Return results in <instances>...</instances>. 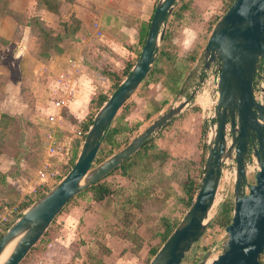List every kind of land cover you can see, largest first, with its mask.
<instances>
[{
    "label": "rangeland",
    "instance_id": "obj_1",
    "mask_svg": "<svg viewBox=\"0 0 264 264\" xmlns=\"http://www.w3.org/2000/svg\"><path fill=\"white\" fill-rule=\"evenodd\" d=\"M228 1L188 0L190 6L188 10L182 12L181 21H178L181 18L172 21L169 18L170 15L168 16L169 31L166 39L160 42L158 49L163 47L173 57L170 60L160 57L155 65L156 71L145 81H141L136 90L125 100L123 104L125 107L122 105L117 111V117L126 121L129 127L134 125V121H139L138 126L130 133L117 136V141L121 143L126 141L120 148L143 131L159 114L173 106L174 98H188L192 87L201 79L199 74L201 52L209 33L208 29H211L215 18L222 14ZM20 2L21 0L18 3ZM12 3L20 7L15 0H12ZM80 3L85 5L81 6ZM78 4L80 8L91 13L87 18L89 24L96 11L95 7H100L102 1L78 0ZM6 7H8L6 1H0V17L7 15ZM80 13L82 18L84 14L82 11ZM32 15H34L33 12L28 11L18 14L19 30L23 27L22 23ZM106 18L108 17L104 14L101 22L104 28L103 35L96 38L92 44L84 43L86 38L83 33L86 27L82 26L80 31V44L84 46L82 59H86L94 52L93 55L97 56L94 59L97 61L96 67L117 69L121 64V57H117L109 48L110 46L103 43L104 36L111 37L114 34L116 30L114 24L117 22H110ZM32 26L30 31L38 34L36 27ZM37 46H39L38 43L35 44V47ZM2 50H4V42L0 38V56H2ZM191 57H194L192 61ZM2 67L6 66L0 64V98L4 73H6ZM97 77L92 96L98 92H110V83L107 79L102 75ZM173 82H178L175 92L171 89ZM50 83L51 80L47 77H44L42 81L36 79L22 81L24 90L20 93L26 107L19 114H12L24 120L6 121L5 129L0 130V171H17L20 178L19 182L12 181L13 191L11 192L15 198L12 199V194H5V201L0 204V214L12 206L20 209L28 190L20 187H27L29 182L33 183L36 171L44 159L45 132L55 125L46 121L49 102L53 100L52 96L47 94ZM26 85L33 87L29 93H27ZM206 90L203 92H207V95L202 93L199 98H196L203 105H210L212 99L208 96L209 90ZM163 98L167 101L160 103ZM196 104L197 102L191 99L189 105L178 117L176 116L169 125L163 126L152 134L151 147L144 151L145 153L137 157L131 155V161H137L136 164H139L137 173L141 174L144 171L152 182L149 183L143 195L138 196L131 203H122L119 193L122 189H131L134 182L118 173L105 177L103 182L113 190L111 195L98 202L91 198V192L82 193L79 199L80 210L71 212L74 203L78 200L74 198L49 224L48 241L38 243L35 250L24 257L19 264H147L151 259L150 251L159 246L160 232L164 226L179 221L186 209L183 205L182 192L184 181L188 178L199 179L201 175L203 158L207 152L210 119L201 117L200 113L192 108ZM90 111H93L91 107L88 110L85 109L83 116ZM67 126H70L68 132L74 134L76 124L69 123ZM60 133H57V138H60ZM19 138L26 149L23 158L15 164L11 155L17 149H21L18 146ZM156 149L165 150V155L157 158L156 152H153ZM142 167H148V171ZM63 170L64 168L61 169V173ZM248 180L252 182L251 174ZM17 185L20 187L15 188ZM19 192L20 198L16 197ZM217 208L218 206L214 204L210 211V218L213 217ZM65 219L67 220L64 221ZM209 222L199 240L191 247L193 249L195 246L196 251L190 249L184 264H191L195 258L197 262L200 261L209 249L203 251L200 249L201 245L207 243L210 246L216 245L222 239L224 228L214 224L209 225ZM213 255L214 253H211L207 259L213 258ZM261 259L264 261V252L260 255L259 261Z\"/></svg>",
    "mask_w": 264,
    "mask_h": 264
},
{
    "label": "water",
    "instance_id": "obj_2",
    "mask_svg": "<svg viewBox=\"0 0 264 264\" xmlns=\"http://www.w3.org/2000/svg\"><path fill=\"white\" fill-rule=\"evenodd\" d=\"M181 0H157L128 73L94 113L68 170L22 209L0 236V264H19L67 202L116 169L142 143L195 100L204 79L214 80L209 135L198 187L181 218L147 264H180L211 220L210 211L228 166L231 215L215 257L208 249L196 264H259L264 249V0H232L215 20L201 52L200 78L188 98H174L124 147L94 163L100 138L148 71L158 53L168 16ZM255 161L247 181L246 156ZM233 163V164H232ZM233 165V167L231 166Z\"/></svg>",
    "mask_w": 264,
    "mask_h": 264
},
{
    "label": "crops",
    "instance_id": "obj_3",
    "mask_svg": "<svg viewBox=\"0 0 264 264\" xmlns=\"http://www.w3.org/2000/svg\"><path fill=\"white\" fill-rule=\"evenodd\" d=\"M5 1L8 6L6 8L10 11L15 14L26 11L33 12L34 15L32 16H36L44 25L54 31L60 32L58 25L59 18L63 20L74 18L78 20L79 24L74 35L75 40L68 38L61 40L58 43L61 51H50L49 57L45 61H41L36 56V43L34 41L36 37L30 31L33 26L28 19L32 16L22 23L23 27L20 30L18 18L14 19L9 15L0 17V38L6 41L4 50H2V56H0V64L6 66L5 68L2 67L6 70V73H4V83L0 98V114L4 113L16 116L12 113L19 114L26 107V103L21 98L20 93L24 90L23 85H21L22 81L25 79L42 81L44 77H47L51 80L47 94L53 98L49 102V112L47 114H53L58 111L61 113V110H65L76 121H79L83 120L86 116H83V112L85 109H89V100L94 93L95 82L98 80L97 76L101 75L93 69V67L97 66V61L94 60L97 56L93 55L94 52L86 57V59H82L84 57V46L80 44L82 26L86 27V31L83 33L85 34L83 36H85L86 42H84L85 40L83 42L92 44L96 38L101 37L104 33V28L101 24L104 14L107 15L108 18L106 19H109L108 21L117 22L114 24L116 26L114 34L111 37L104 36L103 43L110 46L109 48L112 49V52L117 57H121V64L117 68L120 69L128 57H134L137 51H139L141 46H139L137 41L138 30L148 21L157 0H101L102 5L95 7L96 11L93 13L92 19L89 17L91 19L89 24L87 18L91 13H88L82 7L80 8L78 0H57L60 2L59 16L37 5L36 0H21L20 3H18L20 0H15L20 4V7L16 5L18 8L12 3V0ZM80 4L81 6L85 5L84 3ZM80 11L84 14V18L80 17ZM168 26L169 22L167 20L165 28L169 31ZM97 31H99V34L96 33ZM42 70L44 73H42ZM26 87L27 93L33 89V87H29L28 85ZM58 98H61L64 103L63 107L59 110L52 105V102ZM201 107V105H198V113L201 111ZM66 123L72 122L64 117L63 126L61 127L69 128L70 126H67ZM62 131L64 130L62 129ZM4 172L6 170L0 171V173ZM19 179L18 175L5 176L4 182L6 184L0 183V192H2L0 195L3 197H0V204L5 201L6 193L12 194V199L15 198L13 192H11L13 191L11 187L12 181L19 182ZM31 185V182H29L27 187H20V185L19 187L27 190ZM19 187L18 185L15 186V188ZM16 197L20 198L21 193L19 192ZM79 199L80 196L76 197L77 201L74 203L75 205L71 212L80 210Z\"/></svg>",
    "mask_w": 264,
    "mask_h": 264
},
{
    "label": "trees",
    "instance_id": "obj_4",
    "mask_svg": "<svg viewBox=\"0 0 264 264\" xmlns=\"http://www.w3.org/2000/svg\"><path fill=\"white\" fill-rule=\"evenodd\" d=\"M1 1H3V0H1ZM231 2H232V0H229L226 3L225 7L222 10V13L226 10V8L230 5ZM36 3H37V5H40V6L44 7L46 10H48V11L52 12L53 14L59 16V8H60V2L59 1H57V0H36ZM189 6H190V3H188V0H181L172 9L169 18L172 19V21L181 18L182 12L185 10H188ZM152 11H153V9H152ZM6 14L13 17L14 19L18 18V14H15L14 12L10 11L9 9H7ZM150 17H151V15L149 16L148 21L144 25H142L138 30L137 41H138L139 46H141L143 39L145 37L146 29H147ZM218 17H216L215 20ZM182 19L183 18L179 19L178 21H181ZM215 20H214V22H215ZM29 21L32 25H34L36 27V30L38 32V34H34V36L36 37L35 43L36 44L38 43V45H39L36 47V56L41 61H45L49 57L50 51H54V52H60L61 51L60 47H58V43L61 40L65 39V38H68L70 40H75L74 35L78 29V24H79L78 20L74 19V18H69V19H65V20L59 18L58 25H59L60 32H58V31H54L53 29L44 25L42 23V21L39 20L36 16L30 17ZM168 22H169V20H168ZM209 31H210V28L208 29V32ZM167 32H168V29L165 28L164 35H163L161 42H163L166 39ZM38 39H40V40H38ZM3 42H4V44L6 43L5 40H3ZM137 54H138V51L134 57H128L124 61L122 67L120 69H117V70H112L109 67H106L105 69H100L96 66L93 67L94 70H96L102 76H104L107 79V81L110 83V92L115 89V87L119 84V82L123 79V77L128 73V71H129L130 67L132 66ZM160 57H162L163 59L165 58V59L170 60V59H172L173 56H170L169 53L166 51V49H163V47H160L158 49L157 57L154 59L152 65L148 71V74L142 80V82L145 81L146 78H149L156 71L155 65H156V63ZM193 59H194V57H191V61ZM177 84H178V82H173V86L171 88L173 90V92L176 91ZM110 92H108V93H104V91L98 92L95 96H92L90 98L89 108L91 107L93 109V111L88 112L83 120L76 121L75 118L70 116L67 113V111H65V110H61V114L65 118H67L70 122L75 123L76 124L75 129H79L83 133L87 129L88 125L91 124V120H92V117H93L95 111H97V109L101 106V104L106 100V98ZM166 101H167V99L163 98L160 101V103H165ZM123 107H125V105H123ZM192 108L198 112L197 106H193ZM147 116H149V115H147ZM174 119L175 118H173L172 120H174ZM9 120H13V121L16 120V121L21 122L24 119L18 115L8 116L7 114L1 113L0 114V130L5 129L6 121H9ZM172 120L168 121L164 127L169 125ZM138 124H139V121L136 120V121H134V125L129 127L127 125L126 121H123L121 119V117H119V116L117 117V115H115L113 120L109 124V126L106 127L103 131V134L100 138L98 151L96 153L93 164L95 165V164L101 162L106 157H108L110 154L119 150L121 147V144H124L126 141H122V143L117 141V136H120V135L125 134V133H130L134 128H136L138 126ZM18 140H19L18 146L21 147V149H17L11 155L13 163H15V164L19 163V161L23 158V156L25 154V149H26L24 147V145L21 144V141H20L21 139L19 138ZM151 143H152V141H151V138L149 137L148 139H146L142 143L140 148L135 153L132 154V156H134V157L141 156V154L145 153L144 151H146L149 147H151ZM76 148L77 147H75L72 151L73 155H72L71 164L74 161L76 154H77ZM153 152H156L155 156H157V158L161 157L163 154L165 155V153H166L165 150H161V149H156V151L153 150ZM132 156L124 159L122 161V163L116 169H114L108 175L105 176V177H107L109 175H112L113 173H118L122 177L131 179L134 182L131 189H129V190H127V189L123 190L122 189L121 192L119 193L120 201L122 203L133 202L135 200V198H137L140 195H143V193H144L145 189H147V186L149 185V183L150 184L152 183V182H150V177H147L146 174L144 173V171L141 174L137 173V166L139 164H136L137 161H134V162L131 161ZM148 158H150V157H148ZM203 160H204V158H203ZM70 165L64 167L62 175L68 170ZM142 168L146 169L148 171V167H142ZM201 173H202V170H201ZM6 175L15 176V175H17V171H12V172L9 171V172L0 173V183L6 184L4 182V178ZM105 177H103L99 181L95 182L94 184H92L88 188H86L85 190L79 192L77 195L72 197L67 202V204L61 209L60 212L63 211V209L70 203V201H72L74 198L80 196L82 193L91 192V198L95 201H98V202L104 200L105 197L110 196L111 193L113 192V190L109 187L108 184L103 182V179ZM197 187H198V179L188 178L184 181L183 186H182L184 208H187V206L190 204V202H191V200L195 194V191L197 190ZM26 206H27L26 204H22L20 208L23 209ZM231 209H232V206H231L230 199L226 198L221 204H219L215 214L213 215L212 219L209 222V225L214 224L218 227L224 228L230 221ZM177 222L178 221H175L174 223H171L170 225L164 226V228L160 232L159 246L165 240V238L168 236V234L172 231V229L175 227ZM48 230H49V226L47 227V229L45 230V232L43 233L41 238L37 241V243L32 246V248L29 250L27 255H29L33 250H35L36 245L38 243H40V242L44 243V242L48 241V239H49V236L47 237ZM159 246L153 248L150 251V254H149L150 258L154 255V253L157 251ZM209 247H210V245H209V243H207L205 245H201L200 249L203 251H206ZM191 250L196 251L195 246ZM27 255L25 257H27ZM186 255L184 256V258L182 259L180 264H184L183 262L186 259ZM196 263H197V259L195 258L192 260L191 264H196Z\"/></svg>",
    "mask_w": 264,
    "mask_h": 264
},
{
    "label": "built area",
    "instance_id": "obj_5",
    "mask_svg": "<svg viewBox=\"0 0 264 264\" xmlns=\"http://www.w3.org/2000/svg\"><path fill=\"white\" fill-rule=\"evenodd\" d=\"M96 33L99 34V31ZM205 89H207L206 91L209 90L208 96L212 99L214 95V80L206 77L199 92L201 93ZM196 97L199 98L198 95ZM197 98H195L194 101L197 102V105L202 106L201 116L209 120V111L212 110L213 101L211 100L210 105H203L197 101ZM52 105L59 110L63 107L64 103L61 98H58L52 102ZM46 121L48 123H54L55 125L51 126L50 129L45 132L46 144L44 148V159L41 162L40 168H38L36 171V176L34 177L31 187L26 191L27 195H24L25 198L23 199V204L26 205H29L35 199H37L50 187V185H53L57 179L62 176L61 169L71 164L73 155L72 151L75 147H77V150L79 149L85 133V131L82 133L79 129H75L74 134H70L68 132V127H61L63 126L62 122L64 121V117L59 111L53 114H47ZM62 129L65 132L62 131ZM58 132H61L60 138L56 137ZM231 166L233 167V165ZM227 167L228 166L223 167L222 173H226L228 178L227 180H223L222 184H220L218 188V192L215 195L218 205L221 204L226 198H231V176ZM246 167V176L247 181L249 182L248 176L250 174L252 175V170L255 169V161L251 157L246 160ZM21 211V208L19 209L17 206H12L0 214V236L10 225V223L19 216ZM209 249L211 253H214L213 257H215L219 251V244H214L210 246ZM259 264H264V261L261 259Z\"/></svg>",
    "mask_w": 264,
    "mask_h": 264
},
{
    "label": "bare ground",
    "instance_id": "obj_6",
    "mask_svg": "<svg viewBox=\"0 0 264 264\" xmlns=\"http://www.w3.org/2000/svg\"><path fill=\"white\" fill-rule=\"evenodd\" d=\"M202 93H203V94L205 93V95H207V92H203V91H202V92L198 95V97H199ZM204 97H205V96H204ZM208 216H210V215H208ZM7 250H8V248H6V249L3 251V253H2L1 256H0V260H2V259L5 257Z\"/></svg>",
    "mask_w": 264,
    "mask_h": 264
},
{
    "label": "flooded vegetation",
    "instance_id": "obj_7",
    "mask_svg": "<svg viewBox=\"0 0 264 264\" xmlns=\"http://www.w3.org/2000/svg\"><path fill=\"white\" fill-rule=\"evenodd\" d=\"M195 106H197L198 107V105L196 104ZM199 113H200V116H201V111H199ZM202 117V116H201ZM249 156H250V154L248 153L247 154V156H246V158L248 159L249 158ZM249 183H252V182H250V180H249Z\"/></svg>",
    "mask_w": 264,
    "mask_h": 264
}]
</instances>
